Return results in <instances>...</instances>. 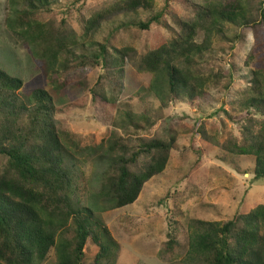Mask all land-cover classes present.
I'll use <instances>...</instances> for the list:
<instances>
[{
	"label": "trees",
	"instance_id": "16d2710c",
	"mask_svg": "<svg viewBox=\"0 0 264 264\" xmlns=\"http://www.w3.org/2000/svg\"><path fill=\"white\" fill-rule=\"evenodd\" d=\"M157 1L110 0L85 18H78L86 40L110 17L139 9L150 11V15L131 26L146 32L152 25L166 29L160 41L143 45L139 58V68L154 76L150 90L160 105L139 117L129 115L128 121L137 129H147L166 119L164 111L171 103L198 104L212 76L215 81L221 77L205 68L210 61L208 54L215 45L224 48L237 41L238 32L232 37L230 29H249L256 33L257 47L262 43L263 47L255 49L247 62L255 68L252 86L246 97L239 99L240 109L235 115L226 112L240 125V134L229 132L221 142L202 125L199 135L229 155L253 157L255 179L264 177V0H176L190 13L174 18L172 26L163 20L164 8L152 11ZM52 12L49 0H24L11 27L20 26L18 34L37 46L34 55L45 61L46 73L60 69L68 78L65 84L73 72L81 76L87 70L103 67L104 73L90 90V107L92 117L111 128L109 108L115 106L124 90L125 60L134 47L118 48L109 39L92 40L95 53H66L58 65L64 51L79 45L80 34L66 20L57 24L52 17L44 16ZM261 31L263 39L258 36ZM59 79L57 75L55 81ZM23 85V79L0 68V264H42L53 247L55 264H89L92 248L96 249L92 264H115V244L109 228L94 220L93 212L78 206L73 197L76 158L71 147L80 145L58 115L70 113L77 106L57 107L42 88L22 99L18 92ZM177 135L175 130H164L140 137L134 144L133 136L113 130L107 150L112 160L101 191L113 208L133 204L144 184L163 173ZM196 221L198 229L189 241L190 256H201L208 264H264V235L260 231L264 204L227 221ZM177 246L174 236L166 243L169 250Z\"/></svg>",
	"mask_w": 264,
	"mask_h": 264
},
{
	"label": "rangeland",
	"instance_id": "374dc122",
	"mask_svg": "<svg viewBox=\"0 0 264 264\" xmlns=\"http://www.w3.org/2000/svg\"><path fill=\"white\" fill-rule=\"evenodd\" d=\"M23 1L0 0V68L23 79L24 85L18 92L22 99L42 88L49 92L57 107L77 106L70 113L58 115L80 145L79 148L71 147L76 158L73 197L78 206L93 212L94 220L109 228L116 247L115 264H208L201 256L189 255L190 236L198 229L196 220L227 221L237 213L246 214L264 204V177L255 179V159L229 155L199 135L202 125L221 142L229 132L240 134V125L229 119L226 112L235 115L242 105L239 99L245 98L252 86L255 66L247 62L255 49L263 47V43L257 47L256 33L245 28L230 29L232 37L238 32L237 41L224 48L215 45L208 54L210 64H204L208 71L214 70L212 74L221 76L216 81L212 76L205 97L198 104L171 103L164 111L165 120L147 129H137L130 124L128 116L139 117L145 110L154 111L160 105V100L150 90L153 74L139 68L141 50L149 42L160 41L166 29L152 25L146 32L131 26L134 21H145L150 15V11L139 9L110 17L86 40L82 37L83 28L78 18H85L90 11L110 0H49L53 12L44 16L52 17L57 24L66 20L80 34L79 45L64 51L58 65L66 53H95L96 49L90 45L92 40L109 39L115 47L133 46L135 49L125 60L124 90L115 106L109 108L112 112L109 128L92 117L90 107V90L104 73L103 67L87 70L81 76L78 71L73 72L67 84L64 80L68 78L60 69L46 73L45 61L34 55L37 46L18 34L19 25L11 27V20L23 9ZM163 8V20L170 26L174 18L190 13L176 0H158L152 11ZM258 36H262V31ZM202 38L201 33L197 40L200 42ZM57 75L60 79L55 81ZM114 129L122 136H133L134 144L139 143L140 137L164 130L178 133L166 169L144 184L133 204L122 208H113L112 201L101 195L112 160L107 150ZM93 148L97 149L95 153ZM260 231L264 235L262 224ZM173 236L179 246L169 250L166 243ZM95 251L92 248L88 252L89 264L93 262ZM55 262L56 249L53 247L42 264Z\"/></svg>",
	"mask_w": 264,
	"mask_h": 264
}]
</instances>
